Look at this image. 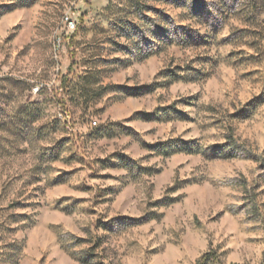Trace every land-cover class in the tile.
<instances>
[{
  "label": "rangeland",
  "instance_id": "1",
  "mask_svg": "<svg viewBox=\"0 0 264 264\" xmlns=\"http://www.w3.org/2000/svg\"><path fill=\"white\" fill-rule=\"evenodd\" d=\"M212 263L264 264V0H0V264Z\"/></svg>",
  "mask_w": 264,
  "mask_h": 264
},
{
  "label": "built area",
  "instance_id": "2",
  "mask_svg": "<svg viewBox=\"0 0 264 264\" xmlns=\"http://www.w3.org/2000/svg\"><path fill=\"white\" fill-rule=\"evenodd\" d=\"M73 24H77V19L70 14H65L61 19V32L55 35V48L59 49L64 43L63 37L73 33ZM61 115V114H60Z\"/></svg>",
  "mask_w": 264,
  "mask_h": 264
},
{
  "label": "trees",
  "instance_id": "3",
  "mask_svg": "<svg viewBox=\"0 0 264 264\" xmlns=\"http://www.w3.org/2000/svg\"><path fill=\"white\" fill-rule=\"evenodd\" d=\"M202 259L204 260V262H209L211 260V257L208 256V253H205L202 256ZM212 264H215V263H212ZM234 264H238V263H234Z\"/></svg>",
  "mask_w": 264,
  "mask_h": 264
},
{
  "label": "bare ground",
  "instance_id": "4",
  "mask_svg": "<svg viewBox=\"0 0 264 264\" xmlns=\"http://www.w3.org/2000/svg\"><path fill=\"white\" fill-rule=\"evenodd\" d=\"M74 28H75V24H73V30H74ZM62 116V115H61Z\"/></svg>",
  "mask_w": 264,
  "mask_h": 264
}]
</instances>
